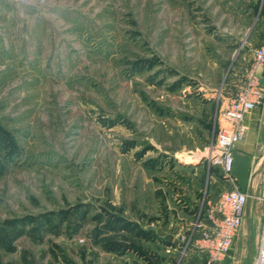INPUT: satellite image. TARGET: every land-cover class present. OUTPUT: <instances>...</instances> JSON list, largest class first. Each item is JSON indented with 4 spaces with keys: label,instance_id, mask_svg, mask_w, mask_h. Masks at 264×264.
<instances>
[{
    "label": "rangeland",
    "instance_id": "rangeland-1",
    "mask_svg": "<svg viewBox=\"0 0 264 264\" xmlns=\"http://www.w3.org/2000/svg\"><path fill=\"white\" fill-rule=\"evenodd\" d=\"M263 39L264 0H0V264H206Z\"/></svg>",
    "mask_w": 264,
    "mask_h": 264
},
{
    "label": "built area",
    "instance_id": "built-area-1",
    "mask_svg": "<svg viewBox=\"0 0 264 264\" xmlns=\"http://www.w3.org/2000/svg\"><path fill=\"white\" fill-rule=\"evenodd\" d=\"M254 58L257 63L264 64V39L262 44L255 48ZM263 100L264 91L256 85L238 93L224 111L226 124L218 127L212 154L213 161L222 165L228 180L233 184L235 163L233 149L244 135L245 115ZM250 196L248 191L237 187L222 192L217 206L209 210L207 222H203L204 218L197 225L201 231L199 247L207 254V264L215 262L230 251L243 224ZM254 264H264V224L258 239Z\"/></svg>",
    "mask_w": 264,
    "mask_h": 264
},
{
    "label": "crops",
    "instance_id": "crops-1",
    "mask_svg": "<svg viewBox=\"0 0 264 264\" xmlns=\"http://www.w3.org/2000/svg\"><path fill=\"white\" fill-rule=\"evenodd\" d=\"M243 124L245 126L244 135L233 149L235 159L233 187L251 194L243 220V223L245 222L244 235L249 244L255 243L257 249L264 224V157L261 156L264 153V100L246 113ZM241 229L227 255L211 264H233L240 259L242 253H239L236 243L240 239ZM202 253L207 259L206 252L202 250Z\"/></svg>",
    "mask_w": 264,
    "mask_h": 264
}]
</instances>
